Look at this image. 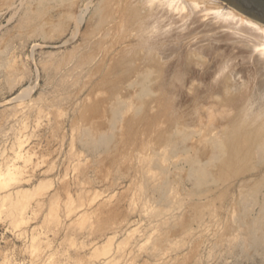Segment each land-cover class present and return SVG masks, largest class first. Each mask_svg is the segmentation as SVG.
<instances>
[{"label": "rangeland", "instance_id": "374dc122", "mask_svg": "<svg viewBox=\"0 0 264 264\" xmlns=\"http://www.w3.org/2000/svg\"><path fill=\"white\" fill-rule=\"evenodd\" d=\"M87 1L0 0V264H264L230 225L249 177L214 179L203 143L225 123L218 104L199 110L186 87L170 116L155 79L140 94V37ZM175 126L196 129L188 148L168 146ZM193 157L211 164L203 183Z\"/></svg>", "mask_w": 264, "mask_h": 264}, {"label": "bare ground", "instance_id": "6f19581e", "mask_svg": "<svg viewBox=\"0 0 264 264\" xmlns=\"http://www.w3.org/2000/svg\"><path fill=\"white\" fill-rule=\"evenodd\" d=\"M87 2L84 0V3ZM101 2L97 8L98 12L101 11V19H112L120 11L124 16L122 24L124 35L134 30L136 37H140L133 48L144 52L147 67L137 69L134 78L129 82L139 87L140 94H147L150 81H156L157 87L167 94L170 116L177 111L176 104L185 99L186 87L191 89L189 100L196 104L195 106L199 105L198 109L204 102L207 103L205 105L218 104V113L222 114L225 123L219 128L217 135L208 134L206 139L203 137V143L209 145L207 148L214 150L209 161L214 167L213 169L211 167V170H214L212 173L215 176L211 172L210 174L219 182L226 177H231V181L249 177L245 178L244 182L247 183L249 179L250 183L242 184L244 189L241 188L242 191L237 195V200L235 199V214L230 225L241 234L242 246L245 243L246 248L252 246L264 253V23L249 17L224 0H101ZM135 52L132 51V54ZM156 55L158 60L155 64L152 63L153 71L156 73L153 78L152 65L150 63V67L148 61L152 62L151 58ZM120 59L124 57L119 58L117 63ZM125 67L126 69H123ZM120 68L123 75L130 70L129 68L127 70L126 65ZM187 84H190L189 87ZM191 106L188 108L195 107ZM113 108L115 115L118 107ZM228 109H231V115L226 112ZM190 110L186 113H190ZM184 116L185 121L187 114ZM193 116L194 114H191V117ZM191 119L186 121L194 125L195 122ZM184 127L175 126L173 136L170 138L166 136L168 146L173 149L188 148L186 139L196 129L192 126ZM105 139L107 137L101 138L103 141ZM198 147L195 153L198 152L196 151ZM188 155L186 156L188 158L193 156ZM196 155L199 157V154ZM199 159L194 157L189 159L193 167L188 174L192 173L197 182L203 183L208 170L210 171L208 169L210 165L205 166L206 169L199 167L203 158L201 161ZM184 160L188 162L187 159ZM21 166H24L23 163ZM20 170L11 164L5 174L13 178ZM7 178H4L5 183L9 182ZM0 182L2 183L1 180ZM205 184L207 183L203 186Z\"/></svg>", "mask_w": 264, "mask_h": 264}, {"label": "water", "instance_id": "95a60500", "mask_svg": "<svg viewBox=\"0 0 264 264\" xmlns=\"http://www.w3.org/2000/svg\"><path fill=\"white\" fill-rule=\"evenodd\" d=\"M249 17L264 23V0H224Z\"/></svg>", "mask_w": 264, "mask_h": 264}]
</instances>
